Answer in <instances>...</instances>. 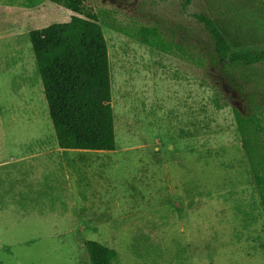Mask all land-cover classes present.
I'll list each match as a JSON object with an SVG mask.
<instances>
[{"label":"rangeland","instance_id":"1","mask_svg":"<svg viewBox=\"0 0 264 264\" xmlns=\"http://www.w3.org/2000/svg\"><path fill=\"white\" fill-rule=\"evenodd\" d=\"M90 1L124 29L101 24L117 140L109 152L58 150L37 71L29 31L74 12L31 0L0 23V36L20 31L18 47L0 39V264H92L87 239L116 249L115 264H264V208L232 109L242 108L240 90L198 64L213 41L194 16H210L234 50L258 51L264 0ZM142 25L184 50L144 44L132 36ZM237 75L264 103V63ZM203 81L224 86L228 106Z\"/></svg>","mask_w":264,"mask_h":264},{"label":"trees","instance_id":"2","mask_svg":"<svg viewBox=\"0 0 264 264\" xmlns=\"http://www.w3.org/2000/svg\"><path fill=\"white\" fill-rule=\"evenodd\" d=\"M47 1L74 12L67 22L29 31L57 144L63 149L113 151L117 140L111 66L101 24H112L119 31L124 29L108 20L112 18L108 10L98 8L90 0ZM194 16L205 26L213 41L212 47L200 49L198 64L208 71L212 67L221 71L222 76L240 90L242 108L233 106L232 109L264 208V103L243 90L244 84L237 75L263 64L264 49L234 50L210 16L204 13ZM132 36L167 53L184 50L180 42L162 37L155 25H142ZM202 83L210 84L214 90L213 101L218 108L228 106L224 86L217 82ZM85 247L92 264H115L118 260L116 249L97 240H85Z\"/></svg>","mask_w":264,"mask_h":264},{"label":"crops","instance_id":"3","mask_svg":"<svg viewBox=\"0 0 264 264\" xmlns=\"http://www.w3.org/2000/svg\"><path fill=\"white\" fill-rule=\"evenodd\" d=\"M39 1L41 0H38V2ZM27 2L29 4H27ZM32 5L33 3H31V0H21V2H19V0H0V14H1L0 23L5 24L8 21L4 13L7 14L9 11H11V9H12V14L14 15L17 10L26 8L27 6L31 7ZM8 36L11 38L13 37L14 43H16V46H17V43H18L17 40L20 36V31H18V29H14L11 31L10 35L8 34L7 36L6 35L0 36L1 37L0 39H4V38L10 39ZM58 150H62L63 152L65 151L77 152L78 154H85L88 152H109L106 150L94 151V150L63 149V148H60L59 146H58Z\"/></svg>","mask_w":264,"mask_h":264}]
</instances>
